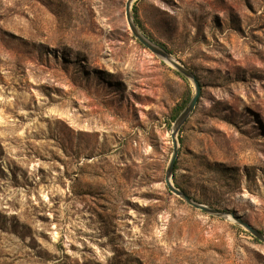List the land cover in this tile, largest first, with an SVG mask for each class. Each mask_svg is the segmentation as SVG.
Instances as JSON below:
<instances>
[{
  "label": "rangeland",
  "instance_id": "1",
  "mask_svg": "<svg viewBox=\"0 0 264 264\" xmlns=\"http://www.w3.org/2000/svg\"><path fill=\"white\" fill-rule=\"evenodd\" d=\"M0 0V264H264V0ZM179 110H182L176 118Z\"/></svg>",
  "mask_w": 264,
  "mask_h": 264
},
{
  "label": "water",
  "instance_id": "2",
  "mask_svg": "<svg viewBox=\"0 0 264 264\" xmlns=\"http://www.w3.org/2000/svg\"><path fill=\"white\" fill-rule=\"evenodd\" d=\"M134 1L135 0H129V3L127 5V19H128L129 26H130L132 32L134 33V35L136 36V38L140 41V43H142V45H144L146 48H148L151 52H153L157 56L163 58L168 63H170L174 68H176L178 71H180L183 75H185L187 78L193 80V82L195 84V88H196L195 97L192 99V101L190 102L188 107L180 115V117L178 118V120L176 122L175 130H174V133H173V142H174L175 151H174V156H173V158L171 160V163H170V166H169V169H168V172H167V184H168V187L173 193H175L177 196L183 198L191 206H193V207H195L197 209H200V210H202L204 212L213 214V215H223V214L219 213L216 210H212V209L207 208L206 206L197 204L190 197H188L184 192H182L179 189H177L172 183L171 179H172L173 173H174L175 168H176V163H177V160H178V156L180 154L179 142H178L177 135L180 132V130L183 127V125L188 120V118L190 117V115L193 112V110L195 109V107H196V105H197V103H198V101H199V99L201 97L202 88H201L198 80L196 79L195 75L192 72L188 71L186 68H184L178 62H176L166 49H164L163 47L155 44L154 42L149 40L146 36H144V35H142L140 33V31L138 30V27L136 26V24H135V22H134V20L132 18V14H131V4ZM243 225H245V227L254 236H256L258 239L264 241V235L262 233H260L258 230H256L252 226H249L247 224H243Z\"/></svg>",
  "mask_w": 264,
  "mask_h": 264
},
{
  "label": "trees",
  "instance_id": "3",
  "mask_svg": "<svg viewBox=\"0 0 264 264\" xmlns=\"http://www.w3.org/2000/svg\"><path fill=\"white\" fill-rule=\"evenodd\" d=\"M164 47V46H163ZM165 48V47H164ZM167 49V48H166ZM182 112V110H179L178 113H177V116L175 119H177V117L180 115V113Z\"/></svg>",
  "mask_w": 264,
  "mask_h": 264
}]
</instances>
